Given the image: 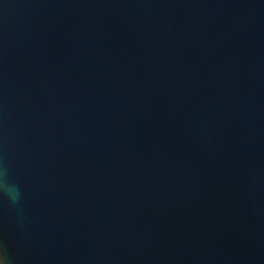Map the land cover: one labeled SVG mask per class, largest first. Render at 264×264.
I'll return each mask as SVG.
<instances>
[{
  "label": "water",
  "instance_id": "obj_1",
  "mask_svg": "<svg viewBox=\"0 0 264 264\" xmlns=\"http://www.w3.org/2000/svg\"><path fill=\"white\" fill-rule=\"evenodd\" d=\"M0 264H264V0H0Z\"/></svg>",
  "mask_w": 264,
  "mask_h": 264
}]
</instances>
